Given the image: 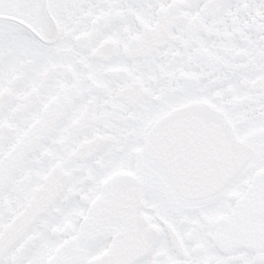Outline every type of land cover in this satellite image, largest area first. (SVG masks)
Wrapping results in <instances>:
<instances>
[{"label": "snow or ice", "instance_id": "obj_1", "mask_svg": "<svg viewBox=\"0 0 264 264\" xmlns=\"http://www.w3.org/2000/svg\"><path fill=\"white\" fill-rule=\"evenodd\" d=\"M0 264H264V0H0Z\"/></svg>", "mask_w": 264, "mask_h": 264}]
</instances>
